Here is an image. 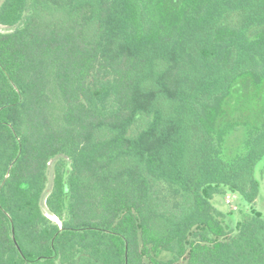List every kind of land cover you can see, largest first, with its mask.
<instances>
[{
	"label": "trees",
	"instance_id": "1",
	"mask_svg": "<svg viewBox=\"0 0 264 264\" xmlns=\"http://www.w3.org/2000/svg\"><path fill=\"white\" fill-rule=\"evenodd\" d=\"M0 25V264H264L263 213L213 203L260 193L264 0H3Z\"/></svg>",
	"mask_w": 264,
	"mask_h": 264
},
{
	"label": "rangeland",
	"instance_id": "2",
	"mask_svg": "<svg viewBox=\"0 0 264 264\" xmlns=\"http://www.w3.org/2000/svg\"><path fill=\"white\" fill-rule=\"evenodd\" d=\"M3 0H0V4ZM16 28V26L9 27V26H3L0 25V31L2 32H10L13 31ZM59 163H63L64 165H69L70 160L63 155H59L55 157L53 160H51L49 167H48V182L46 191L44 194V198L42 200V206L45 213H49L46 204L45 199L47 195L50 193L52 187H53V181L55 176V168ZM256 177L260 180V193L258 195L257 200L255 203H253L251 206L247 204L244 199L237 195L235 198L231 197V203L227 202V195L229 194H216L213 198L214 205L221 210L225 214V221L232 227V229H235L236 223L241 220L245 214H248L251 212V207L260 210L264 215V161L260 162L259 165L256 168ZM51 216L54 220H58L55 216Z\"/></svg>",
	"mask_w": 264,
	"mask_h": 264
},
{
	"label": "water",
	"instance_id": "3",
	"mask_svg": "<svg viewBox=\"0 0 264 264\" xmlns=\"http://www.w3.org/2000/svg\"><path fill=\"white\" fill-rule=\"evenodd\" d=\"M50 213V212H49ZM46 215L49 217V218H51L52 220H54L51 216H49V215H52L51 213L50 214H48V213H46ZM52 216H54V215H52ZM56 217V216H55ZM57 218V217H56ZM58 219V218H57ZM55 222H57V223H61L60 221H59V219L58 220H54ZM19 247V246H18ZM20 248V247H19Z\"/></svg>",
	"mask_w": 264,
	"mask_h": 264
},
{
	"label": "built area",
	"instance_id": "4",
	"mask_svg": "<svg viewBox=\"0 0 264 264\" xmlns=\"http://www.w3.org/2000/svg\"><path fill=\"white\" fill-rule=\"evenodd\" d=\"M231 197H232V198H235L236 195H227V202H228V203H231Z\"/></svg>",
	"mask_w": 264,
	"mask_h": 264
}]
</instances>
